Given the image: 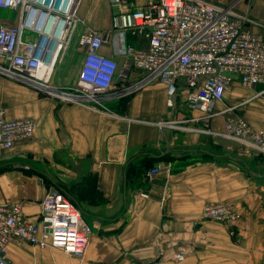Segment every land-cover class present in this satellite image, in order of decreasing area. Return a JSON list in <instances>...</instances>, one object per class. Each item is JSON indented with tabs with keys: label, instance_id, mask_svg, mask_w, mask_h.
<instances>
[{
	"label": "crops",
	"instance_id": "crops-1",
	"mask_svg": "<svg viewBox=\"0 0 264 264\" xmlns=\"http://www.w3.org/2000/svg\"><path fill=\"white\" fill-rule=\"evenodd\" d=\"M146 0H134L139 5ZM233 4L231 2H223ZM248 29L264 37V0L236 6ZM77 22L50 75L51 89L73 86L86 54L79 43L85 30L111 29L110 0H77ZM22 10L0 7V24L21 22ZM25 38L32 37L28 30ZM79 35V36H78ZM131 44L148 47L142 35ZM101 53L115 56L109 42ZM119 75L104 108L67 101L35 82L0 72V112L32 118L31 138L0 149V204H18L28 221L38 220L43 197L64 191L91 223L82 257L59 248L10 242V264H264V156H247L232 140L197 130L160 127L163 119L200 116L177 97L168 106L160 80L135 87L139 72ZM207 123L223 131L229 118L243 116L264 126V77L254 85L238 79L216 104ZM203 120L187 125L203 126ZM162 162L169 171L154 180L146 170ZM208 201L234 203L242 214L234 233L204 215ZM184 250V258L176 255Z\"/></svg>",
	"mask_w": 264,
	"mask_h": 264
},
{
	"label": "built area",
	"instance_id": "built-area-1",
	"mask_svg": "<svg viewBox=\"0 0 264 264\" xmlns=\"http://www.w3.org/2000/svg\"><path fill=\"white\" fill-rule=\"evenodd\" d=\"M76 4L77 0H0L1 8L22 10L19 24H0V72L35 82L59 99L106 108L108 99L125 93H112L119 75L117 56H121L122 78L134 71L142 73L135 87L160 80L166 84L168 106H176L179 97L189 109L201 112L198 117L161 118L156 122L160 127L221 135L238 144L244 155L264 156V126L255 128L243 116L227 119L218 132L207 123L220 113L216 104L234 80L246 86L263 81L264 37L247 28L246 13L217 0H146L139 5L134 0H110L111 29L85 30L79 36L86 54L76 84L51 89L53 66L77 22ZM26 30L32 34L29 39ZM129 34L144 36L148 47L131 44ZM106 42L115 56L101 53ZM43 63L52 68L50 74H38ZM198 120L206 124L187 125ZM35 128L32 118L12 119L0 112V149L31 138ZM165 171L169 167L159 162L145 174L154 180ZM204 215L225 223L230 233L242 220L230 202L208 201ZM91 234L92 226L81 209L62 190L43 197L35 222L24 218L18 204H0V264H10L5 253L13 241L82 257ZM184 253H178L177 259L182 260Z\"/></svg>",
	"mask_w": 264,
	"mask_h": 264
},
{
	"label": "bare ground",
	"instance_id": "bare-ground-1",
	"mask_svg": "<svg viewBox=\"0 0 264 264\" xmlns=\"http://www.w3.org/2000/svg\"><path fill=\"white\" fill-rule=\"evenodd\" d=\"M51 67L50 66H48V65H46V64H42L41 65V67H40V69H39V72H38V74L39 75H42L44 72H46L45 74H47V73H51Z\"/></svg>",
	"mask_w": 264,
	"mask_h": 264
},
{
	"label": "rangeland",
	"instance_id": "rangeland-1",
	"mask_svg": "<svg viewBox=\"0 0 264 264\" xmlns=\"http://www.w3.org/2000/svg\"><path fill=\"white\" fill-rule=\"evenodd\" d=\"M223 2H231V0H222ZM241 1H245V0H234V3H233V5L234 6H236L239 2H241ZM80 35V34H79ZM78 35V36H79ZM129 41H131V34H129ZM122 69H124V68H122ZM123 74V73H122ZM122 77V76H121ZM90 225H91V223H90Z\"/></svg>",
	"mask_w": 264,
	"mask_h": 264
},
{
	"label": "water",
	"instance_id": "water-1",
	"mask_svg": "<svg viewBox=\"0 0 264 264\" xmlns=\"http://www.w3.org/2000/svg\"><path fill=\"white\" fill-rule=\"evenodd\" d=\"M108 38V37H107Z\"/></svg>",
	"mask_w": 264,
	"mask_h": 264
}]
</instances>
